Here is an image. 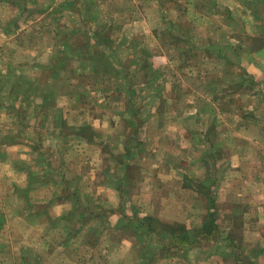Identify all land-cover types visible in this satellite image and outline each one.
Listing matches in <instances>:
<instances>
[{"label": "crops", "instance_id": "crops-1", "mask_svg": "<svg viewBox=\"0 0 264 264\" xmlns=\"http://www.w3.org/2000/svg\"><path fill=\"white\" fill-rule=\"evenodd\" d=\"M23 1L0 0V175L6 169L13 188L10 196L0 186V264H264V0H203L210 3L213 28L219 19L222 32H194L197 38L193 32H173L174 44L164 43L156 53L147 39H140L137 49L115 37L108 56L88 65L96 77L91 85L110 105L106 112L112 124L69 129L61 108L65 115L86 100L75 86L89 71L77 60L78 72L62 75L65 100L59 105L51 83L58 77L43 82L37 73L60 69L58 64L36 60L14 68L15 54L25 48L17 41L21 32H14L19 30L14 14H21ZM235 19L231 27L241 30L255 23L257 47L230 39L248 36L246 30L223 32ZM10 23L12 31L5 32ZM149 33L159 37L158 32L146 37ZM7 49L11 60L4 63ZM174 52L180 67L195 57L197 66L207 64L204 74L189 78L190 89L181 88L184 76L160 77L158 69L175 62ZM156 55L164 60H149ZM24 68L34 71L26 83L52 86L40 97L39 108L57 114L54 121L35 114L39 122L33 135L15 129L24 98L17 97L16 82H8L12 69L20 74ZM103 82L110 88H102ZM13 96L18 101L9 104ZM77 116L84 119L82 111ZM59 118L63 126L55 124ZM48 141L60 145L56 178L48 177L52 160L38 153ZM87 144L98 149L101 165L80 174V165L88 164L80 158ZM21 147L34 152L30 164ZM76 147L79 155L66 161ZM49 192L53 201L39 206ZM16 218L32 243L26 244L23 233L5 241ZM146 218L153 219L156 231H149ZM163 227H173L174 235L162 233Z\"/></svg>", "mask_w": 264, "mask_h": 264}, {"label": "rangeland", "instance_id": "rangeland-1", "mask_svg": "<svg viewBox=\"0 0 264 264\" xmlns=\"http://www.w3.org/2000/svg\"><path fill=\"white\" fill-rule=\"evenodd\" d=\"M169 1L170 0H24L21 14H14L17 18V24L19 27V30H14V32H21L19 38H16L21 44L20 47L25 46V48H22L21 52L19 51L15 54V59L18 62L13 66L16 68L19 66V63L21 64V62L30 64L31 61L33 62L36 60H38V62L52 60L54 64H58L60 69H39L37 73L39 74L40 79L44 80L43 82H45V79L51 77L52 75H56L58 77L57 79H53L51 83L53 84V88H56V91L59 92H54L58 95L55 101L57 104L63 105L65 97L62 96V90L64 87V79L62 78V75L64 76L65 73L67 74L69 72L71 77L73 74L78 72L75 69L78 64L77 60H80L82 63L85 62L87 67L85 72H89L85 74L86 77H84L80 85L78 87L75 86V88L80 92H84L83 96H86L87 98H85L86 100L82 102V104H73L72 107H74V109H69L67 105L64 106L65 110H67V108L69 109L68 112L66 111L65 115L62 107V120L63 122H66L67 129H69V126L75 127L79 125H111L112 117L109 116V112H106L108 111L107 109L110 105L106 100H103L104 94L96 93L94 87L91 85L93 83V79L96 77L94 76L92 69L88 68V65L92 64L94 60L105 59L104 55L108 56L109 47L111 45L114 46L117 44L115 43L116 41H120L119 43H123L124 45H137V49H139L142 39H147L146 44L153 52L156 53L158 51L157 47L163 45L164 43L174 44L173 32H193L191 35L196 38L197 35L194 32H198V34L200 32H210L208 29L213 30L214 32H222L220 31L222 21L219 19L216 22L217 28H213V23H211L212 18L209 16L212 11L208 1L171 0L175 1L176 7H174V5ZM214 16H217L218 18L219 14H215ZM230 21L231 22L228 23L229 26L224 24V28L225 26L227 28H225L223 32H244L243 30L248 32V36L245 37H230L232 42L239 40L241 42L244 41V43L247 44V47L254 48L258 46V44L252 39V36L255 33L254 22L247 24L246 29L244 28V25H242L241 30L239 25L231 27V25L235 24L236 19ZM3 22L4 21H0V24ZM10 25L7 26L8 29H6L5 32L12 31L13 26L11 25V27ZM148 32H158L159 37L152 33H149V36L146 37ZM185 36H187V34ZM140 39L141 42L139 41ZM186 43L188 44L187 41ZM197 43H200V41L198 40ZM125 53L126 51H124L122 61H126ZM130 55L131 53H128L127 57ZM170 55L172 60L175 62H172L171 65L166 64L164 67L158 69L160 73L162 72L160 77H166V79L169 78V80L178 76L186 77L187 80H184L183 83H181V88H183V90H187L192 87L191 80H189L191 76H200L204 74L206 70H209L206 69L207 64L205 63H202V66H197L198 61L196 57L188 60L189 66L180 67L178 62H176V60L179 59V56L176 57L178 54L174 52L170 53ZM173 57H176V60ZM10 60L11 55L7 49L6 52H4V56L1 61L7 63ZM149 60L158 64L157 62L163 61L164 59L156 55L155 57L152 56ZM106 67L107 65H104L103 63L101 71L103 72V70H106ZM29 68H24L25 72L24 69H21L20 74L17 73V69H12V74L8 78V82L15 81L17 84L15 89L20 88V94L17 97L23 96L24 98L20 103V108H22L21 121L20 124H16L15 129L17 127L21 128L22 132L30 130L29 132L33 135L35 131L34 129L39 122V118L42 119L43 114L49 115L51 121H54L57 114L55 113V115H52L51 112L50 114L49 112L46 113V110L42 107L39 108V105L43 103L40 100V97L45 95V91H48L47 88H52V86L50 87V85H47L46 87L44 83H39L37 81H30L29 84L26 83L34 74V71ZM215 68H217V66ZM233 73L230 77H232ZM18 78H21L20 80L22 81H17L16 79ZM108 78L109 77L107 76L106 80V76L102 75V80L104 79L108 82ZM195 81H199V78L195 79ZM102 85V88H104L107 87L104 85H109V83L103 82ZM168 87L169 84L167 88ZM109 88H107V93L109 92ZM143 88L144 87L142 86V89ZM16 93H19V91ZM10 99L9 104H15L18 101L14 98V96L12 98L10 97ZM154 103L156 106L157 99ZM78 111H82L84 113V119H80L77 116ZM35 114L38 116L42 115L39 116V118H35ZM95 114H98L97 118H95ZM51 121L48 123L49 126H52ZM5 123H8L7 127L10 128L9 121ZM55 124H62L60 118L57 122H55ZM103 128L106 129L107 127ZM50 142L51 141H48L45 146H40L38 148V153L39 155L47 156L49 160H52L50 170L48 171V177L52 178L55 176L56 178L54 170L56 171L60 169V166H58L60 164V160L58 159L60 156L58 147H60V145L56 146L57 143L53 141L51 142L54 145L53 146L50 145ZM82 148L84 149V153L80 155V158H84V162L86 161L88 164L80 165V174L82 172L89 173L91 168L95 166L98 168V166L101 165L102 158L95 146L87 144ZM78 150V147H76L68 152L65 157L66 161H70L79 155L77 153ZM21 151L23 157L27 161V164H30L35 155L34 152L30 154L31 151L24 147H21ZM111 152L112 149L109 148V153ZM138 161V163H140V160ZM3 174L6 177V182L5 185L0 184V186L3 189L2 191H5L6 194L10 195L13 190L10 186L11 180L9 179L11 174L6 169L3 170ZM3 174L0 175V183L5 181L2 177ZM9 174L10 176H8ZM21 179H23V177H20L19 179L20 184L23 183ZM56 181L58 180H55V182ZM39 183L40 182H38V185ZM88 189H90L89 186ZM104 196L105 194L102 193V197ZM9 198L12 204L14 201L13 197ZM41 201L46 202L38 204L39 206L49 205V203L53 201L51 193L49 192L45 195ZM15 206L19 207L20 205L16 202ZM12 222L14 223L12 229H8L5 233V241L11 243L10 240L13 236H19V234L23 233L24 236H28L24 238L26 244L28 242L29 244L32 243V241L29 240V234L25 233V228L21 226L22 223L19 222V219ZM12 248L13 250H17L19 247L16 245L12 246ZM40 249H42L41 246ZM5 252L6 250L2 253Z\"/></svg>", "mask_w": 264, "mask_h": 264}, {"label": "trees", "instance_id": "trees-1", "mask_svg": "<svg viewBox=\"0 0 264 264\" xmlns=\"http://www.w3.org/2000/svg\"><path fill=\"white\" fill-rule=\"evenodd\" d=\"M147 222V224H148V229H149V231H156L157 230V228H155L154 227V223H153V219H151V218H146L145 220H144V223H146ZM164 228V227H163ZM161 229V231H162V233H165V234H168V235H171V236H173L174 235V232H175V230H174V228L173 227H167V228H164V229ZM179 232H180V234H182L183 233V229H181V230H178ZM184 235V234H183ZM186 235H184V236H182L183 237V239H185L184 237H185Z\"/></svg>", "mask_w": 264, "mask_h": 264}]
</instances>
